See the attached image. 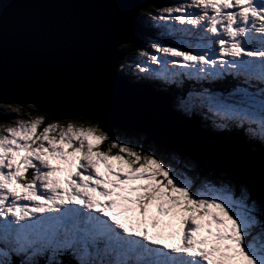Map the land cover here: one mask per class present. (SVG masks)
Instances as JSON below:
<instances>
[{"label": "snow or ice", "instance_id": "obj_1", "mask_svg": "<svg viewBox=\"0 0 264 264\" xmlns=\"http://www.w3.org/2000/svg\"><path fill=\"white\" fill-rule=\"evenodd\" d=\"M153 22L165 38L136 69L264 155V0H180ZM228 80L226 94L204 86ZM13 111L33 118L0 124V264H264V195L193 179L157 141L100 120Z\"/></svg>", "mask_w": 264, "mask_h": 264}, {"label": "water", "instance_id": "obj_2", "mask_svg": "<svg viewBox=\"0 0 264 264\" xmlns=\"http://www.w3.org/2000/svg\"><path fill=\"white\" fill-rule=\"evenodd\" d=\"M148 1L0 0V103L100 120L133 141L145 134L165 155L245 184L259 199L264 155L206 130L198 118L178 112L170 95L118 70L119 45L143 33L137 12Z\"/></svg>", "mask_w": 264, "mask_h": 264}, {"label": "trees", "instance_id": "obj_3", "mask_svg": "<svg viewBox=\"0 0 264 264\" xmlns=\"http://www.w3.org/2000/svg\"><path fill=\"white\" fill-rule=\"evenodd\" d=\"M161 4H162V2H160L159 0H149L147 3H145V5L142 6L139 9V11L137 12V14H139L140 17H141V22H142V18L145 19V18L148 17L147 14L152 11V8L156 7L157 5L160 6ZM144 27H145V31L142 34H140V36L137 37V39L135 41L121 46V51H119V53H120V55L122 57V59L120 61L122 66L123 65H130V64L136 63L139 60H141L142 57L139 56L140 49L143 48V47H148V46H150V44L152 42H155L156 40H158V38L154 34L151 33V30H149V28L146 25H144ZM148 81H150V80H148ZM225 83L228 84V85H232L233 82L231 80H228ZM152 84H155V83L152 82ZM204 86L206 87L207 83ZM158 87H160V85H158ZM161 87H164V88H166L168 90H177V86L176 85H173L171 87H167V86H161ZM192 87H195V85L193 84V82H188V81H186L184 83V85L182 86L183 89H188V88H192ZM177 91H174V92H177ZM3 105L4 104H0V118H3L2 115L4 114V113L1 112ZM27 105H33V104H27ZM42 113H44V112H41V111H39V113L34 112L33 116L39 115V114H42ZM28 117H29L28 119L33 118L32 116H28ZM50 117H51V119H60L62 121L73 120V121H76L77 123H86L89 120L93 121V122L96 121L95 119H88V118L83 117V116L82 117H78V118H74V119H67L66 118L64 120L59 118V117H52V116H50ZM201 119L206 125H209L208 124L210 122L209 120L205 119L204 117H201ZM46 122H50V121H46ZM110 129H112V128H110ZM112 130L115 131L118 135H120L122 139H126V137L128 136V135H126L124 133H120V132L116 131L115 129H112ZM227 132L234 133V134H242V133L231 132V131H227ZM138 137H143V138L150 139L145 134H138L136 136V139ZM129 140H131V138ZM105 147H106V145H105ZM172 157H173L172 155H169L170 159ZM178 158L179 159L177 161L175 160L173 162L174 166L180 168L181 171H183L184 169L188 170L187 164L182 161L180 155H178ZM224 179L231 180L229 178H224Z\"/></svg>", "mask_w": 264, "mask_h": 264}, {"label": "rangeland", "instance_id": "obj_4", "mask_svg": "<svg viewBox=\"0 0 264 264\" xmlns=\"http://www.w3.org/2000/svg\"><path fill=\"white\" fill-rule=\"evenodd\" d=\"M178 2H180V0H163V3L161 4V7L157 5L156 7L152 8V11L150 13L147 14L151 19H149V17L143 19L142 24L146 25L149 28V30H151L152 34L158 35V37H160L159 35L165 36V34L155 26V24L153 22L154 18L157 15V13H158V11L160 9H162V8H164L166 6H170V5L174 4V3H178ZM168 38L171 39V37H168ZM125 44H127V43L119 45L118 51H121V46L125 45ZM117 53H118L117 55L120 57V61H121L122 57H121L119 52H117ZM120 65L121 64L119 63V66ZM121 73L126 74L131 81H135V82L140 80V79H143V80L146 81L147 78L150 77V76H145L144 74L140 73L138 71V69H136L134 63L130 64V65H123V70L121 71ZM0 104H4L2 106V110H1V112L4 113V114L2 115L3 118H0V124H6V123H10V122H15L16 119H28L29 118L28 115H24V116H20V117H17L15 115V112L13 110L16 108L17 103H13L12 102V103H0ZM212 128L215 129L214 127H212ZM101 168H102V171H103V166H101ZM185 171L189 172L193 179H197L196 178L197 176H199V178H200V175H201L200 173H197V172H195L193 170H185ZM190 174H189V176H190ZM210 174L211 175L209 176V178L215 180L216 178L214 177V174L213 173H210ZM200 179H203V177L200 178ZM217 179H224V178L219 177Z\"/></svg>", "mask_w": 264, "mask_h": 264}, {"label": "clouds", "instance_id": "obj_5", "mask_svg": "<svg viewBox=\"0 0 264 264\" xmlns=\"http://www.w3.org/2000/svg\"><path fill=\"white\" fill-rule=\"evenodd\" d=\"M149 17V16H148ZM147 17V18H148ZM138 18H139V23H140V25L143 27V32L145 31V27H144V25L142 24V22H141V17H140V15L138 14ZM149 19H151L150 17H149ZM142 21H143V18H142Z\"/></svg>", "mask_w": 264, "mask_h": 264}, {"label": "bare ground", "instance_id": "obj_6", "mask_svg": "<svg viewBox=\"0 0 264 264\" xmlns=\"http://www.w3.org/2000/svg\"><path fill=\"white\" fill-rule=\"evenodd\" d=\"M201 117V116H200Z\"/></svg>", "mask_w": 264, "mask_h": 264}]
</instances>
